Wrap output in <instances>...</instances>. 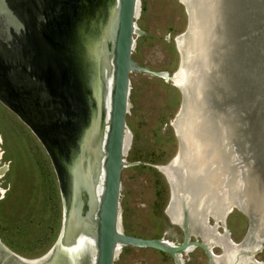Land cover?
Wrapping results in <instances>:
<instances>
[{"label": "water", "instance_id": "water-1", "mask_svg": "<svg viewBox=\"0 0 264 264\" xmlns=\"http://www.w3.org/2000/svg\"><path fill=\"white\" fill-rule=\"evenodd\" d=\"M35 1L40 6L43 2L44 9L38 10L39 12H43L44 15L47 11L53 18L51 9L46 10V0ZM113 1L78 0L79 9L70 27L71 34L67 35L64 31L58 30L60 36L65 35L64 43L58 49L50 47L54 41L50 43L46 36L45 40L39 39L43 42L42 50L49 52V56L68 58L66 60L68 67L72 69L77 91L86 105V110L82 113L73 110L69 114L67 109L65 111L63 108L60 109L58 101L47 95V90L34 89V93L45 102L44 112L38 115V118L46 128L51 124H58L56 121L60 117L63 121L64 118L74 115L78 120V123L73 121L78 128L72 135L62 132L59 138L54 139L56 141L54 146L45 144L59 181L63 176L65 179L64 188L60 185L63 200L61 227L54 243L37 262L25 263L17 254L9 252L0 244V252L4 253V256H0V264L7 262L13 264L16 261L20 264H57L58 261L62 264H80L83 257H86L87 264L88 249L86 250L87 245H84L81 237L83 228H87V233L93 239V264H113L122 246L155 249L168 254L175 264H181L182 253L198 247L204 253L207 264H227L223 259L214 261L212 248L219 247L221 255L223 253L221 244L206 243L201 236L199 240L190 239V236L195 234L189 229L184 204L180 222L183 235L178 243L170 244L162 237H137L126 234L121 229L119 191L120 172L126 164L123 154L129 74L145 72L169 80H172V74L169 76L162 71L149 70L132 60L130 54L134 44L133 35L145 34V31L135 27L134 23L138 0H115L114 3ZM214 2L217 5V14L214 18L216 42L211 50L210 61L213 69L207 72L202 97L204 122L214 128L216 141L220 139L219 131L223 130L229 154L235 158L233 162L238 165L243 175H248L253 187L264 192V0H214ZM185 12L187 24L179 36H183L189 28V14L186 9ZM42 65H45L44 61ZM104 79H109L108 112L101 150L97 148V144L94 149L96 168L99 166L101 173V190L97 196L89 171L87 168L85 171L83 169L81 156L89 148L86 145V138L91 136L92 128L98 125L99 131L102 129ZM177 88L180 93V105L170 122L174 131V122L183 111L184 105L182 91ZM98 90L100 91L97 95ZM100 135L99 133V137ZM177 140L178 152L180 143L178 137ZM58 155L62 162L59 161ZM61 163L64 167L62 172L58 169ZM167 182L169 199L164 212L172 221L168 214L173 203L172 187L168 180ZM235 207L248 219L247 230L236 243L240 248L239 254L252 257L264 245V240L251 242L248 248H244L252 237L256 217L250 211L246 213L237 205ZM226 215L227 213L224 214L223 220ZM212 222L214 224V220ZM223 224L222 221L221 225ZM214 225L216 228L217 224ZM223 232L228 238L227 244L229 246L234 244L228 231L223 229ZM231 264H236V260Z\"/></svg>", "mask_w": 264, "mask_h": 264}, {"label": "rangeland", "instance_id": "rangeland-1", "mask_svg": "<svg viewBox=\"0 0 264 264\" xmlns=\"http://www.w3.org/2000/svg\"><path fill=\"white\" fill-rule=\"evenodd\" d=\"M77 3L78 0H46V10L50 8L53 12L51 18L47 11L44 16L43 12L34 9L31 0H0V10L5 16L1 21L11 31L6 39L10 53L22 51L28 42L25 28L31 30L38 40H45L46 36L50 43L54 41L55 45L50 44V47L58 49L65 39L58 30L71 34L70 27L79 7ZM37 4L43 11V2L42 6ZM35 11L36 15L33 14ZM134 23L145 34L133 35L132 60L149 70L173 76L180 67V53L174 38L181 35L187 24L183 4L179 0H138ZM34 49L33 76L45 82L49 93L61 95L69 114L73 110L77 113L85 111L86 105L66 61L68 58L52 57L49 52ZM179 105V90L170 81L145 72L129 74L125 115L127 142L123 156L126 164L120 172L119 191L120 226L126 234L142 238L162 237L172 243L182 239L180 225L172 223L164 212L169 199V184L166 176L156 168L168 165L178 154L177 134L170 122ZM8 108L0 100V168H5L0 176V242L9 252L34 261L54 243L62 219L60 187L45 144L54 146V139L64 131L72 135L77 131L73 121L78 123V120L72 115V122H67L65 127L58 123L49 125L48 129L35 130ZM212 220L208 218L211 228ZM223 225L224 228L221 224L216 227L221 240L225 235L223 229H226L231 241L237 245L247 230L248 219L240 210L232 208ZM203 236L210 242L220 241L218 237ZM199 237L191 235L190 239L199 240ZM212 252L220 256L221 251L219 247H213ZM226 254L229 261L236 257V253L228 250ZM181 257L182 264H207L198 247L182 253ZM252 258L251 264H264V245ZM80 264H86V257ZM113 264L174 263L168 254L152 248L122 246Z\"/></svg>", "mask_w": 264, "mask_h": 264}, {"label": "bare ground", "instance_id": "bare-ground-1", "mask_svg": "<svg viewBox=\"0 0 264 264\" xmlns=\"http://www.w3.org/2000/svg\"><path fill=\"white\" fill-rule=\"evenodd\" d=\"M180 1L189 14V28L183 36L176 38L181 58L179 70L172 76V80L163 77L164 80L172 81L174 86L179 87L183 94V111L174 122L175 131L180 141L179 151L168 165L157 167L166 176L172 187L173 203L169 207L168 214L172 223L180 225L182 220H177L182 218V204H184L191 233L195 236L199 234L206 243L222 245L223 253L220 256L214 255V261L223 259L227 264H231L236 260V264H251L249 261H242L243 257L246 259V255L239 254L240 248L237 245L229 246L227 244L226 233L221 240V236L218 235L214 225L215 223L217 225L222 224V221L224 223V214L229 213L237 205L244 212L250 211L256 217L252 237L246 242L244 248H248L251 242L264 240V192L253 187L248 175H243L238 165L233 162L235 158L229 154L223 130L219 131L220 134L218 133L219 141L214 139L216 132L214 128L204 122L205 114L202 113L206 75L208 71L213 69L210 60L212 46L216 42L214 18L217 14V5L214 0ZM136 6L138 8V4ZM98 56L100 57L99 54ZM104 83L102 129L99 131L98 125L92 128L93 143H91V136H88L86 145L89 148L81 156V159L83 158L81 164L84 171L85 168L89 171L92 181H94L93 186L97 196L101 190V173L99 166L96 168L94 149H96L95 144H97V148L101 150L107 124L109 79H104ZM99 91H97V95ZM99 133L101 134L100 137ZM98 138H100L99 141ZM126 139L127 127L125 129L123 156L126 153ZM209 217L214 220L213 228L209 226ZM221 226L224 228V225ZM83 229V236H81L83 239L80 237L78 239H82L84 245H87V264H93V239L87 233V228ZM203 234L207 237H218L220 241L215 239L218 243L210 242ZM190 250L188 249V251ZM227 250L237 254L232 261H229L225 256ZM22 260L25 263H35L39 259L34 261ZM180 260L182 264L181 255ZM252 260L254 261L253 258Z\"/></svg>", "mask_w": 264, "mask_h": 264}, {"label": "flooded vegetation", "instance_id": "flooded-vegetation-1", "mask_svg": "<svg viewBox=\"0 0 264 264\" xmlns=\"http://www.w3.org/2000/svg\"><path fill=\"white\" fill-rule=\"evenodd\" d=\"M31 1H32V6H34L33 7L34 9L36 8L37 11L41 10L40 7L36 4L35 0H31ZM21 12L24 13V10H21ZM33 14L36 15V11L33 12ZM0 17L2 18L5 17L2 10H0ZM2 18H0V20ZM0 25H1L0 40L3 42L2 47L0 46V100L2 103H5L7 107H9L8 109H10L13 113H16L21 118H23L24 122L29 126L35 128V130L36 129L40 130L41 128L48 129L46 128V126H44L43 123L40 122V118H38V115L44 112L45 102L40 99L39 95L34 93L35 92L34 89L37 88L45 89L47 90V92L48 89L46 88L45 82L43 80L38 79L36 77H35L36 79L34 78L32 74L34 70L31 66L36 56L34 47H36L38 51V48L42 49L43 43L41 40L34 38V36L31 33V30L25 28L26 34H28L27 36L28 42L26 43L27 45L25 44V46H23L22 51L13 50V52L10 53L11 49L10 50L8 49L7 47L8 40L6 39H9L8 35L11 31L9 28L5 27V24L2 21H0ZM47 95L52 100H55L56 102L58 101V104L60 105L59 106L60 109L62 110L63 108V111H65L66 107H65L64 99L61 97L60 94H54L48 92ZM42 99H44L43 96ZM56 115H58V113H56ZM61 119L62 117H60L56 121L57 123H60L61 127H65V125L68 124L67 121L72 120L70 119V117L69 118L67 117V119L64 118L63 121H61ZM76 128H78V125ZM64 132L66 133V131ZM0 158H1V152H0ZM58 159L60 162H62V158L60 156L58 157ZM53 168L59 187L60 185H62V187L64 188V184H65L64 176L62 177L63 179L59 181L54 165ZM63 168L64 167L62 166V163L59 164L58 169L60 170V172H62ZM4 170H5L4 167L0 168V176L3 174ZM181 220L182 218L180 217L177 221H181ZM0 244L4 246L1 242ZM0 256L1 257L4 256V253L0 252ZM244 259L245 258L243 257L242 261H247V262L252 261V258L248 255H246V259L245 260Z\"/></svg>", "mask_w": 264, "mask_h": 264}]
</instances>
